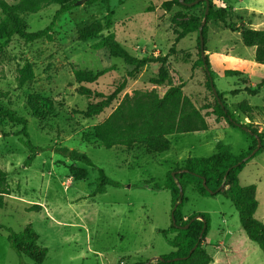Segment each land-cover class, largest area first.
Masks as SVG:
<instances>
[{"label":"rangeland","instance_id":"1","mask_svg":"<svg viewBox=\"0 0 264 264\" xmlns=\"http://www.w3.org/2000/svg\"><path fill=\"white\" fill-rule=\"evenodd\" d=\"M164 1L168 0H111L108 6L86 5V0L74 3L72 10L56 17L50 39L25 42L13 35L1 50L0 108L24 118L30 142L47 149L24 166L30 152L19 142L21 126L0 117V169L7 175L0 208V264H34L9 246L4 230L18 233L28 224L47 249L41 264H134L152 255H168L173 248L158 233L171 224V195L165 189L168 175L172 177V170L182 166L187 157L214 154L217 142L227 145L233 155L252 146L246 134L228 127L225 121H215V98L199 62L197 31L176 43L174 54L162 66L167 73L164 83L150 82L161 66L151 64L128 79L118 99L100 115H82L90 100L78 93L74 69H108L84 86L110 94L132 68L104 49H92L97 39L80 41L78 30L99 23L98 37L113 34L130 55L164 56L173 44L177 24L192 17L200 23L204 19V5L194 10L174 6L165 11L160 8ZM207 1L208 7L228 10L225 24L205 18L203 26L204 55L213 85L235 120L261 134L264 141V64L255 62V47H245L240 34L228 28L229 24H244L264 30V0ZM57 10L58 5L49 2L37 12L21 13L20 18L27 31L35 32L48 26ZM107 11L111 12L109 25ZM3 18L0 11V22ZM226 71L238 74L225 76ZM178 84L205 116L207 131L170 135V149L160 154H150L138 145L130 149L98 145L93 127L113 111L124 94L153 90L161 96L169 86ZM40 99L52 105L43 118L35 117L30 109L38 108ZM62 148L85 154L91 165L64 157L57 151ZM71 166L85 169V179L75 181L69 173ZM101 172L118 186L108 185L104 193L97 194ZM239 181L242 186H255V218L264 223V150L248 159ZM181 208L185 216H208L204 245L213 264H264V255L247 239L237 211L224 196L202 197L193 186H186Z\"/></svg>","mask_w":264,"mask_h":264},{"label":"trees","instance_id":"2","mask_svg":"<svg viewBox=\"0 0 264 264\" xmlns=\"http://www.w3.org/2000/svg\"><path fill=\"white\" fill-rule=\"evenodd\" d=\"M15 4H8L0 0V11L4 18L0 22V53L8 44L11 36L16 35L25 42H33L42 38L50 39V32L56 17L62 13L73 9L77 0H14ZM111 0H86V5L100 3L108 6ZM52 2L58 5L52 21L42 30L29 32L26 30L25 23L21 20V13L37 12L45 4ZM185 4L194 3L191 6L183 5L179 0H168L161 3L160 8L169 11L172 7H179L183 10H194L203 6L202 17L206 21L226 22L228 10L226 8L216 9L209 4L208 12L205 13L204 0H183ZM111 12L107 11L105 16L106 24H110ZM201 25L198 18H190L176 25L174 32V41L168 53L164 56H151L136 58L130 55L116 41L113 34L98 37L101 31L99 23H94L78 30V39L82 42L97 39L92 44L94 50H106L110 57L121 59L125 64L131 66L121 83H119L110 94H103L91 90L84 84H91L99 77L104 75L108 69L91 71L86 69H74V80L79 84L78 93L90 100L86 109L82 112L85 118H91L100 115L107 109L119 94L125 89L128 79H131L140 69L151 64L159 63L157 76L151 78L150 82L154 85H161L167 79V73L163 69L167 59L175 52V45L186 35L198 32ZM231 31L240 34L241 42L245 47H255L254 60L258 64H264V30H255L245 27L244 24L235 26L229 24ZM206 28L203 27V39ZM199 40V38H198ZM199 62L203 65L201 56ZM205 63L207 58L205 56ZM204 68V67H203ZM205 71V70H204ZM206 73V72H205ZM237 71H226L225 76L237 75ZM207 83L210 87L211 76L206 74ZM211 89V87H210ZM212 91V90H211ZM253 93L254 90H249ZM213 94V93H212ZM221 104L214 100L212 113L215 115V121H225L228 127L240 130L246 134L252 141V146L239 155H233L227 145L217 142L215 153L208 157H187L182 166L174 168V179L168 175L165 183L171 195V224L166 230H158L173 251L168 255L161 256V261L145 264H211L213 258L207 252L204 241L208 231V216L204 213L185 216L182 212L183 196L180 198L177 183L182 191L186 186H193V189L202 197H212L222 195L228 199L238 213L239 223L247 239L255 243L264 255V223L255 218L257 209V200L255 197V186H242L239 181V174L248 160L244 158L250 154L257 146V139L260 140V147L257 152L264 150V141L261 134L254 130L243 131L234 116L227 109L222 99V93L218 92ZM31 106V105H30ZM51 102L46 99H40L38 108L30 107L35 117L43 118L51 111ZM0 117L5 118L10 123L21 126L18 135L19 142L28 149L30 156L25 160L24 166L31 164L35 154L47 149L34 146L27 134V126L24 118L19 117L9 108H0ZM208 126L205 116L201 110L196 108L189 97L184 95L182 85L169 86L165 92L159 96L155 91L136 90L132 94H124L118 105L113 111L99 124L93 127L92 136L98 142L100 147L111 149L113 147H123L130 149L134 145L142 146L150 154H160L170 149L168 136L175 134H187L200 131H207ZM58 153L73 161L91 165L90 159L83 153L66 148L58 149ZM70 175L75 181L85 179L86 170L71 166ZM6 173L0 169V208L3 206L2 188L6 184ZM117 187L118 184L107 178L102 172L98 178L96 190L97 194L105 192L106 186ZM199 217L200 220L196 218ZM186 227V228H185ZM4 230L8 233L7 241L9 246L19 255L26 256L34 264H41L46 256L47 249L38 242V235L33 227L28 224L20 232L15 233L10 229ZM174 233L172 239L168 234ZM135 263V264H143Z\"/></svg>","mask_w":264,"mask_h":264},{"label":"water","instance_id":"3","mask_svg":"<svg viewBox=\"0 0 264 264\" xmlns=\"http://www.w3.org/2000/svg\"><path fill=\"white\" fill-rule=\"evenodd\" d=\"M84 1H85V0H79V1H76L75 4H76V5H80V4H82ZM204 1L206 2V3H205V13H204V15L206 16V14H207V12H208V1H207V0H204ZM179 2H180L181 4H183V5H187V6H191V5H193L194 3H196V2H194V3L185 4V3L183 2V0H179ZM204 24H205V17H204V19H203L201 25H200L199 28H198L199 52H200V56H201L202 61H203V67H204V70H205L206 74H207L208 76H210V72H209L208 66H207V64L205 63V55H204V39H203V34H202V29H203ZM210 87H211V90H212L213 96H214V97L216 98V100L221 104V101H220V99H219V97H218V94H217L216 88L214 87L212 80H210ZM241 128H242L243 131H248V129H247L246 127H241ZM260 145H261L260 140L257 139V146H256V148H255L254 150H252V151L250 152V154L247 155V156L244 158V161H245V160H248L251 156H253V155L257 152V150L259 149ZM174 176H175V172H172V178H173V179H174ZM177 186H178V189H179V196H180V198H181V197L183 196V191H182V189H181V186H180L178 183H177ZM197 218H199V217H197ZM197 218H196V219H197ZM199 219H200V218H199ZM185 228H186V227H185ZM155 260H156V261H158V260L161 261V257H156ZM150 262H151V261H148V262H146V263H150ZM143 264H145V263H143Z\"/></svg>","mask_w":264,"mask_h":264},{"label":"crops","instance_id":"4","mask_svg":"<svg viewBox=\"0 0 264 264\" xmlns=\"http://www.w3.org/2000/svg\"><path fill=\"white\" fill-rule=\"evenodd\" d=\"M159 255H152V256H149L148 259H146L145 261H141V262H148V261H153L156 257H158ZM214 262V261H213ZM213 262L211 264H213ZM140 263V262H138ZM135 264V263H134Z\"/></svg>","mask_w":264,"mask_h":264}]
</instances>
